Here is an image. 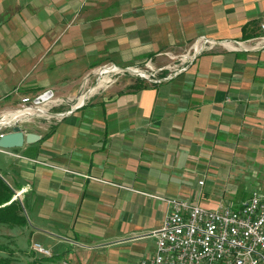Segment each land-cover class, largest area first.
<instances>
[{
	"label": "crops",
	"instance_id": "1",
	"mask_svg": "<svg viewBox=\"0 0 264 264\" xmlns=\"http://www.w3.org/2000/svg\"><path fill=\"white\" fill-rule=\"evenodd\" d=\"M263 25L264 0H0V111L47 91L72 102L88 76L97 88L62 119L23 124L38 142L0 149V176L31 221L10 230L54 263H139L127 247L155 240L166 200L189 202L194 176L214 184L264 156ZM201 37L216 46L173 80L96 79L109 65L166 67Z\"/></svg>",
	"mask_w": 264,
	"mask_h": 264
},
{
	"label": "built area",
	"instance_id": "2",
	"mask_svg": "<svg viewBox=\"0 0 264 264\" xmlns=\"http://www.w3.org/2000/svg\"><path fill=\"white\" fill-rule=\"evenodd\" d=\"M216 44L201 37L174 62L161 69H154L149 63L145 69L109 65L101 68L95 76L98 83L105 79L111 83L119 77L132 75L150 83L162 84L186 72L200 55ZM237 45L240 44H235L239 49ZM256 45L264 48V35ZM90 83L91 76H88L82 93L72 102L55 98L52 91V96L46 101L36 102L49 91L36 99H22L18 107L0 115V138L35 118L48 121L62 119L84 107L97 89ZM65 104L71 105L69 112L52 114L53 109ZM166 202L169 212L163 227L152 234L156 240V251L139 264H264V182L259 183L238 208L220 206L209 210L179 199H168ZM31 248L41 257L54 256L41 243L36 242ZM61 264L70 263L64 261Z\"/></svg>",
	"mask_w": 264,
	"mask_h": 264
},
{
	"label": "rangeland",
	"instance_id": "3",
	"mask_svg": "<svg viewBox=\"0 0 264 264\" xmlns=\"http://www.w3.org/2000/svg\"><path fill=\"white\" fill-rule=\"evenodd\" d=\"M120 78V77H119ZM68 106H71L69 104H65L64 109H67L65 111H61L62 107L60 108H55L52 110V114H59V113H66L70 109H68ZM9 108V107H8ZM0 109H4L3 106H0ZM9 109H5L0 111V115L7 112ZM34 120H39L44 123H53L56 120H45L44 118H35ZM255 155H250L245 158L244 163H239L241 165L240 171L238 170V166L236 164L230 165L229 169H233V171H228L227 173H223L220 175L217 173V179L215 180L214 184L213 181L207 176L205 177L204 175H198L194 176L189 183L190 185V190L193 193L192 197H188L187 200H189L190 203L193 205H199L203 208L209 209V210H216L220 206H228L232 208H238L241 206L243 201H245L247 198H249L251 192L257 185L260 183L264 182V175H260L256 170L257 169H263L264 168V156L260 157L257 159ZM3 160V161H2ZM0 161L2 163H6V165L9 164V161L5 160L3 156H1ZM2 173L5 176V172ZM3 176V177H4ZM6 177V176H5ZM248 177L250 180H248ZM200 178V179H198ZM246 179V180H245ZM198 180H201L200 182ZM245 180V181H243ZM206 184V185H205ZM232 192V193H231ZM218 193H223V195H226L224 197H220L217 194ZM210 194L209 200L212 202L207 203L204 199V196ZM233 194V195H232ZM202 197V201L200 203L195 202L196 198ZM216 196V197H214ZM237 206V207H236ZM26 218H27V223L29 228H31V221H30V214H27V211L25 210L24 212ZM18 229V228H15ZM18 232V234L16 233ZM145 239V240H143ZM139 240L137 243L130 244L127 248H129L131 251L129 252H134L138 254V257L145 258L152 253V248L156 246V240L151 239L150 237H146ZM30 238L26 235L23 234L19 231H12L9 228H3L0 230V244H6L8 245L11 249L14 250L13 255H8L4 253L6 257H10L15 259L14 264H25V263H31L35 261H39L42 259L41 256L34 254L32 251V246L30 244ZM94 251H90L91 254H100L101 252L98 251L100 249L99 246L94 247ZM156 251V250H155ZM154 251V252H155ZM78 254V252H76ZM65 253H63V256L57 260V262H50L51 264H61L65 260L70 263V264H80V263H73L70 257L64 256ZM71 256V255H70ZM81 258L86 257L84 254H79ZM61 261V262H60ZM124 261V262H123ZM123 263H112V264H139L135 263L136 259L131 258V257H125ZM141 261V259L139 260ZM89 264H110V263H89Z\"/></svg>",
	"mask_w": 264,
	"mask_h": 264
},
{
	"label": "trees",
	"instance_id": "4",
	"mask_svg": "<svg viewBox=\"0 0 264 264\" xmlns=\"http://www.w3.org/2000/svg\"><path fill=\"white\" fill-rule=\"evenodd\" d=\"M15 196L14 190L0 176V230L3 228L15 229L24 228L27 218L24 214V205L18 200H13ZM4 253L13 255L14 250L6 244H0V264H14L15 259L6 257ZM55 258H44L39 261L25 264H51ZM51 262V263H50Z\"/></svg>",
	"mask_w": 264,
	"mask_h": 264
},
{
	"label": "water",
	"instance_id": "5",
	"mask_svg": "<svg viewBox=\"0 0 264 264\" xmlns=\"http://www.w3.org/2000/svg\"><path fill=\"white\" fill-rule=\"evenodd\" d=\"M52 92L44 94L36 102L40 100L46 101L52 96ZM40 140V137L36 134H26L21 127L15 128L12 132L5 134L0 138V149H20L23 148L25 144H33Z\"/></svg>",
	"mask_w": 264,
	"mask_h": 264
}]
</instances>
